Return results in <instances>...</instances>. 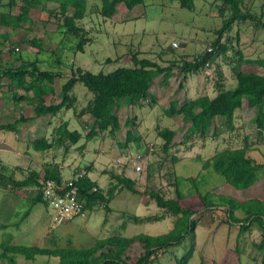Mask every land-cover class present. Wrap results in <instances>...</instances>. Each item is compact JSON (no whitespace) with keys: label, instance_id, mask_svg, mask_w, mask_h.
<instances>
[{"label":"rangeland","instance_id":"rangeland-1","mask_svg":"<svg viewBox=\"0 0 264 264\" xmlns=\"http://www.w3.org/2000/svg\"><path fill=\"white\" fill-rule=\"evenodd\" d=\"M85 1L86 12L82 19L76 21L83 28L86 39L82 41V52L76 48L79 37L68 34L61 25L62 16L50 17L48 9L29 8L30 21L24 23V40L17 38V34L14 39L10 38L9 30L0 26L1 67L35 60L40 69L55 74L54 93L45 96L47 103L60 101L61 85L78 67L91 73H108L119 66H131L130 56L133 54L167 66L170 62H193L199 55L213 53L197 71L188 73L184 79L175 65L165 74L154 77L146 98L136 104L119 105L117 129L100 132L89 140L85 135L91 125L90 117L78 115V112L92 94L80 83L72 89L75 99L69 108L62 109L51 118L40 117L41 126L38 121H33L31 129H28L29 123L23 122V119L32 121L37 116L26 100L13 101L12 91L16 87L3 79L0 87V124L13 123L12 129H15H0L4 134L12 132L11 139H0V145H9L12 141L22 150L24 143H29L41 161L48 162V166L56 170L61 169L63 178L71 177L76 171L87 172L91 179L95 174L100 176L103 182L98 180L101 188L96 185L97 191L108 199L94 201L91 207L85 208V217L75 218L49 230L50 210L42 203L32 207L28 217L21 215L27 205L21 198L33 194L35 190L33 186L29 189L16 188L10 179L22 180L28 172L0 169V222L17 220L20 215L21 219L24 218L19 222V229L9 227L0 231V243H5L11 234V242L27 246L35 243L46 248H85L110 235L128 237L138 233H165L171 228L174 216L158 207L147 195L133 194L121 188L109 197L116 184L113 176L125 175L131 171L134 162H141L143 171L137 179L133 178L139 191L148 188L161 190L166 198L172 199L175 197L174 177H181L184 179L179 184L184 195L182 205L195 211L194 242L188 236L182 242L162 249L147 264H173L175 257H182L188 251L193 254L187 264H220L224 259L230 262L232 250L243 258H240L242 264H251L244 263V260L259 261L262 255L257 254L254 247L262 233L258 224H253L254 232L249 229L242 234L237 233L234 241L232 236L235 232L231 226L235 224L227 221L216 208L204 209L196 194V190L201 193L213 190L237 199H264V178L259 176L258 181L243 190H234L225 183L224 188H220L224 181L206 164L207 158L215 152L241 147L245 143L248 153L256 154L257 162H264V125L259 129L256 127L254 109L247 108L244 102L234 111L231 127L221 117L212 123L205 136L189 134L186 130L188 123L180 115H167L164 111L170 109L173 103L177 109L178 105L196 96L215 93L214 82L223 78L220 71L222 65L227 75L223 79L229 83L234 78L231 67L247 72H264L255 64L240 63L236 54L239 51L243 58L250 59L264 57V26L259 24L264 23V0H241L242 10H247L253 16L252 20L234 21L220 38L219 28L230 17L229 8L221 0H192L191 9L181 7L176 0H143L130 10L120 2L116 4V13L111 18L99 15L100 0ZM21 5V1L12 4L9 0H0V21L3 15H10L9 12H19ZM216 40L219 41L217 44ZM172 43H176V47ZM221 44L225 47L223 52L216 50ZM31 86L28 83L18 92H30ZM65 118L72 120L71 128L79 132L81 141H70L71 145L64 140L60 144L54 141L55 126L57 123L59 126ZM85 124L88 128L83 127ZM43 125H46V131ZM164 127L174 130L172 143L165 152L160 149L161 139L156 135L157 130ZM127 130L136 141L129 139ZM118 158L120 163H116ZM70 170L74 171L72 175ZM188 177H193L194 183L188 181ZM40 213L39 222L37 217L30 216ZM126 213L136 214L140 219L130 220ZM221 224L223 228L219 227ZM33 226L39 227V231ZM234 227L237 229L238 226ZM222 238L225 240L223 253L219 247ZM141 252L140 245H132L127 251L128 261L131 262ZM0 264H57V259L36 256L33 261L18 258L15 263L4 260Z\"/></svg>","mask_w":264,"mask_h":264},{"label":"trees","instance_id":"trees-1","mask_svg":"<svg viewBox=\"0 0 264 264\" xmlns=\"http://www.w3.org/2000/svg\"><path fill=\"white\" fill-rule=\"evenodd\" d=\"M17 0H9L12 4ZM23 5L19 6L20 11L13 16L6 14L2 16L0 25L3 27H20L30 21L29 8L32 6L44 9L46 2L57 4V10L50 17L62 16L61 25L65 31L73 36L79 37L77 49L82 52L81 45L84 39L83 28L76 23L83 18L86 12L85 0H19ZM143 0H100L98 7L99 15L103 18H111L116 13V4L122 2L127 10L132 9L135 5L141 4ZM179 5L186 9L192 8V0H176ZM230 10V17L224 20L218 31V36L228 29L234 21L252 20L253 16L247 11L242 10L241 0H221ZM264 5V1H263ZM70 11V14L68 12ZM258 23V22H257ZM264 26V23H260ZM217 36V37H218ZM24 40L23 37H21ZM218 39V38H217ZM83 41V42H82ZM30 42V41H28ZM219 41L216 40L215 44ZM31 43V42H30ZM32 43H34L32 41ZM213 50V49H211ZM217 51L223 52L225 47L218 45ZM213 53L207 52L197 56L195 61H182L180 64L170 62L167 66H161L157 62L146 58L131 55V66H119L108 73H91L81 68H75L71 71L70 77L61 85L59 94L60 101L56 103H46L45 96L54 93L53 79L55 74L51 71L41 70L35 60L20 61L16 66H0V87L2 80L7 79L16 87L12 91L13 101L20 102L26 100L32 107L35 116L54 117L64 108H69L75 99L72 95V89L76 83L84 86L92 96L85 106L81 107L78 115H84L92 118V123L85 135L87 140L93 138L100 132L113 131L119 127L117 110L121 103L136 104L141 99L146 98L149 94L150 83L152 79L160 74L169 71L172 65L177 66L181 78L184 79L188 73L197 71L208 57ZM238 61L243 64H255L264 69V58H243L237 51ZM234 74L233 83L225 85L221 78L214 82L215 93L212 96L199 95L189 99L175 109L174 103L170 109L164 112L167 115L176 113L180 115L187 123V132L189 134L205 136L216 117H223L231 127L234 111L242 107L245 102L246 107L254 109V122L258 129L264 125V73H255L242 71L236 67L230 68ZM28 83L32 86L30 92H18ZM15 124L10 123L0 125V129H12ZM56 142L60 144L63 140L68 139L71 142L79 138L76 130L69 131L67 123L63 121L56 130ZM130 140L136 141L131 136V132H126ZM156 135L161 139L160 149L167 151L172 143L174 130L164 127L158 129ZM138 139V138H137ZM248 146L245 143L241 147L225 148L215 152L206 160L208 168L220 176L225 184L231 186L234 190H243L253 184L261 174L264 173V163H256L248 154ZM0 169H6L0 165ZM45 177H50L56 181L62 178L55 167L45 168ZM116 180L115 186L109 192L111 197L115 190L125 188L133 194H144L152 199L158 207L168 212L174 219L172 227L165 233L150 235L138 233L132 236L110 235L105 238L97 239L93 245L85 248H46L35 245H12L9 243H0V260H7L15 263L17 258L26 261H33L36 256H47L56 258L57 264H147L152 248L164 249L173 246L185 240L188 236L194 242L195 222L193 214L195 211L182 205L184 195L179 188V184L184 179L174 177L173 186L175 197L166 198L165 193L161 190L144 189L139 191L135 187L134 179L130 176L114 175ZM194 183L193 177L186 178ZM14 187H30L37 184V176L29 172L22 180L10 179ZM132 180V181H131ZM77 188L78 197L83 202L84 208L91 207L92 203L97 200L107 201L101 191H97L95 181L91 180L85 172L82 177L74 181ZM95 188V190H93ZM167 193V192H166ZM199 201L204 209L223 206L227 221L238 226V234H242L250 229L253 223L258 224L262 233L258 243L254 244L257 254L262 255L264 252V200L259 199H237L229 195L207 191L201 193L196 190ZM32 202H43L41 195L36 193ZM241 212V217L236 215ZM22 215H27L24 211ZM126 216L136 221L139 216L126 213ZM138 244L142 252L135 256L131 262L128 261L127 251L134 245ZM191 251L186 252L182 257H175L173 264H187L191 257ZM15 259V260H14ZM261 257L258 262L263 264ZM0 261V262H3Z\"/></svg>","mask_w":264,"mask_h":264},{"label":"crops","instance_id":"crops-1","mask_svg":"<svg viewBox=\"0 0 264 264\" xmlns=\"http://www.w3.org/2000/svg\"><path fill=\"white\" fill-rule=\"evenodd\" d=\"M19 0H17V2H18ZM264 7V6H263ZM45 9H48L49 10V15H51L53 12H55L56 10H57V4L56 3H54V2H46V4H45V7H44V10ZM10 13V15L11 16H13L14 15V13L12 12H9ZM8 14V13H7ZM21 25V24H20ZM25 24H23L20 28L19 27H15V28H11V27H4V28H7L9 31V36H10V38H13L14 39V37L16 36V34L18 35L17 36V38H19V37H25V35H24V33H23V29L26 27V26H24ZM1 26V25H0ZM3 27V26H2ZM22 30V32H21V30ZM20 39V38H19ZM264 58V57H263ZM261 68V67H260ZM262 70H264L263 68H261ZM41 70H44V69H41ZM220 71H221V74L223 75V78L225 77V78H227V75H226V69H225V67L222 65L221 66V68H220ZM256 73H258V72H256ZM259 73H264V72H259ZM222 78V80L221 81H223L224 82V84L225 85H230V84H232L233 83V81L231 82V83H229V81L228 82H226L225 81V79H223ZM206 95H208V96H212V95H214V93H207ZM45 102H46V100H45ZM47 103V102H46ZM84 116V115H83ZM40 117H43V116H37L36 118H34L32 121L30 120V121H25V119H23L24 121L23 122H28L29 123V126H28V129L30 128L31 129V122H33V121H38L39 122V126H41V124H40ZM49 117V116H48ZM233 117H234V115H233ZM49 118H51V117H49ZM221 119V117H216L215 119H214V121L213 122H216V121H219ZM233 119V118H232ZM44 120V119H43ZM90 121V124L92 123V118H90L89 119ZM63 121H65L66 123H67V129L69 130V131H73V128H71V126H72V123H71V121L72 120H70V119H67V118H65V119H63ZM1 125V124H0ZM58 126V123H57V125L55 126V128ZM83 127L84 128H88V126H87V124H85V125H83ZM34 128L35 127H33V130H34ZM42 128H44V130L46 131V125H43L42 126ZM55 128H54V130H55ZM15 129V128H14ZM14 129H12L11 131H13ZM77 131V130H76ZM1 132V131H0ZM77 133L79 134V132L77 131ZM80 135H79V138L77 139L78 141H81V139H80ZM12 138V132H10V133H8V134H4V133H2L1 132V134H0V139L1 140H4V139H11ZM56 140V136H54V141ZM77 140L75 141V142H77ZM53 141V142H54ZM12 141H10V143H9V145H7V144H5V145H3V146H1L0 145V165H2L3 167H5L6 169H11V170H13L14 172L16 171H19L20 169L25 173V172H33V173H35L36 174V176H37V179L39 178V177H41V176H44L43 174H44V169L45 168H50V166H48L49 165V163L48 162H46V161H41V159L40 158H38V156H37V152H36V150H34L31 146H30V144L29 143H27V142H25L24 143V147H23V149L21 150V147H19L18 145H16L17 143H15V142H12ZM64 143H69L68 145H71V143H70V140H68V139H65L64 140ZM1 144H3V142H1ZM40 152V151H39ZM248 152V151H247ZM258 153V152H257ZM250 156H251V158L253 159V161L254 162H256V163H264V162H257V160H256V157L255 156H257L256 154H251V153H248ZM21 155V156H20ZM258 155L260 156V154L258 153ZM75 170V169H74ZM58 171V173H59V175H61V177L63 176L62 175V172H61V169H58L57 170ZM70 172H71V170H70ZM74 172V171H73ZM73 172H71V175L73 174ZM0 175H1V172H0ZM87 175H88V173H87ZM125 176L126 177H130V176H132V178L133 177H139L138 175H136V174H133L131 171L129 172V173H126L125 174ZM260 177H261V179H263L264 178V175L263 174H261L260 175ZM24 178H25V176H24ZM23 177H22V179H24ZM63 178V177H62ZM90 178V177H89ZM91 179V178H90ZM259 179V178H258ZM260 179V180H261ZM91 180H93V181H95V183H96V185L99 187V189L101 188V185L98 183V180H99V182H103V179H102V177H100V176H98V175H94V178L93 179H91ZM259 180V181H260ZM256 181H258V180H256ZM31 187V186H30ZM22 188H25L26 189V187H22ZM33 188V187H32ZM220 188H224V182H223V185L220 187ZM27 189H29V187L27 188ZM34 189V188H33ZM213 191V190H212ZM215 192V191H214ZM35 194H36V192L34 191L33 192V194H31V195H29V196H24L23 198H21V199H23V201L24 202H27V205H26V207L24 208V210H23V212L24 211H27V215H22L23 214V212H22V217H24V218H26V217H28L29 216V214H30V211H31V209H32V207H35L36 206V204L37 203H42V202H35V203H33L32 202V199H33V197L35 196ZM249 199V198H248ZM250 199H256V198H250ZM243 200H245V199H243ZM259 200H264V199H259ZM43 204V203H42ZM44 205V204H43ZM209 212V211H208ZM0 213H1V211H0ZM239 214L240 215H242L241 214V212H237L236 213V215L239 217ZM20 215V216H21ZM136 215V214H135ZM195 215V213L192 215V216H194ZM208 215V214H207ZM20 216H19V218L17 219V220H10V219H6V220H2L1 222H0V231L1 230H6L7 228H9V227H11V228H14V229H19V222H21L24 218H20ZM31 217H37L38 218V222H39V220H40V216H42V214L40 213L39 215L38 214H31L30 215ZM208 219V218H207ZM209 222V221H208ZM208 222H207V224H208ZM212 224V226L214 225V226H216V224L215 223H211ZM224 225H226V223H223ZM234 224V223H233ZM254 224V223H253ZM38 226V225H37ZM37 226H33V227H37ZM234 226H236V224L235 225H233V227L231 226V229L235 232L234 234H233V236H232V238L234 237V241H235V238H236V235H237V233H238V227H237V229L234 227ZM172 227V226H171ZM219 227H222L223 228V226H222V224L221 225H219ZM37 229H38V231H39V227H37ZM221 229V228H220ZM169 230V229H168ZM167 230V231H168ZM221 230H223V229H221ZM252 230V232H254V228H253V225L250 227V231ZM194 231H195V228H194ZM13 232V231H12ZM13 235H14V233H13ZM238 236V235H237ZM11 239H12V236H11V234H9V236H7V238H6V242L5 243H9V244H12V245H23V244H20V243H13V242H11ZM214 239V238H213ZM223 240V241H222ZM214 241L215 242H217L216 241V239H214ZM224 239L222 238L221 239V241H220V243H219V247H220V251L223 253V251L225 250V248H224V246H223V244H224ZM234 241H232V245H234ZM31 245H35V246H38L37 244H35V243H33V244H31ZM231 245V246H232ZM38 247H41V246H38ZM193 254V253H192ZM232 256H231V260H230V262H228L227 260H223V261H221V263L220 264H242V262H240V258H242V257H240V256H238L237 254H236V252H234V250H232ZM192 256V255H191ZM257 257V256H256ZM261 258V257H260ZM262 260H263V264H264V252H263V254H262ZM18 259V258H17ZM243 259V258H242ZM209 262H212V261H209ZM208 262V263H209ZM247 262H249V263H251V264H259L258 262H255V261H253V260H244V263H247Z\"/></svg>","mask_w":264,"mask_h":264},{"label":"built area","instance_id":"built-area-1","mask_svg":"<svg viewBox=\"0 0 264 264\" xmlns=\"http://www.w3.org/2000/svg\"><path fill=\"white\" fill-rule=\"evenodd\" d=\"M172 45L176 47V43H172ZM208 50H211V48H208ZM116 163H120L119 158L116 160ZM142 171V163L134 162L131 172L140 176ZM82 175V172L76 171L71 177L61 178L60 181L45 176H41L37 179V184L33 186V188L36 193L41 195L44 205L50 210L49 222L47 224L49 230H53L57 226L67 223L75 218L85 217L86 210L83 206V202L78 197L77 188L74 186V181L82 177ZM133 178L137 179V177ZM93 190H95V188H93ZM212 208L218 209L221 212V215L226 217L223 206ZM161 250L162 249L160 248H152L149 260L159 255Z\"/></svg>","mask_w":264,"mask_h":264}]
</instances>
